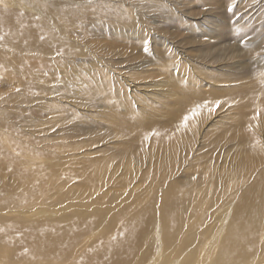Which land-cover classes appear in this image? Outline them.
Instances as JSON below:
<instances>
[{
    "label": "rangeland",
    "instance_id": "obj_1",
    "mask_svg": "<svg viewBox=\"0 0 264 264\" xmlns=\"http://www.w3.org/2000/svg\"><path fill=\"white\" fill-rule=\"evenodd\" d=\"M35 1L37 8L43 7L47 9L49 7L47 0H44L41 5H39V0ZM140 1L139 5H143L145 2L153 0ZM158 1L163 7L160 5V7L152 9V12L146 14L143 11L137 13L138 10L134 6L138 5L136 0H61V5H59L62 7L61 13L67 12L70 15L67 22L61 21V18L57 21L49 20L52 13L50 10H45L47 17L44 23L47 30L54 37L63 40L67 37L71 38V36L75 39L77 34L82 35L81 37H86L89 47L88 51H90L91 55H94L92 53L95 51L101 55L98 61H101L105 74L96 75L98 78L107 76L106 70H108V74L112 73L114 77L118 78L119 84L113 83V86L117 90L119 98L116 102L111 101L110 105H107L99 96H97V100H92L93 95L91 96L89 92V89H91L96 94L99 90V85L103 82L98 86L91 84L92 86L88 88L78 82L62 81L60 76L56 74V72H60V69L59 66L54 65L55 61L63 58L65 62L66 57L68 58L69 56L62 47L55 45L51 53L49 49L45 57L40 56L35 59L37 36L33 24L36 25V22L32 23L31 21L27 30L19 29V25L25 21L24 17L27 14V9L18 15L20 17L17 27L18 31H26L28 34L26 38L20 39V43L24 51L29 53V56L27 60L19 58V63H13L16 73L13 79L5 78L4 69L0 70V97H6L0 100V110L6 111L3 112L5 113L3 115L4 118L0 117V138L7 137L14 141L19 135L21 141L19 144H26L29 147L27 150L30 151V155L22 153L21 149L16 146H5V152H0V162L4 164L3 167H0V175L5 174L8 165L15 170V172L7 171L9 180L13 182H18L23 177V172H28L31 177H33V173L35 174V178H33L35 181L32 184L34 188L30 189V192L25 190L26 186H19L21 190L15 188L7 191L8 195H15L17 200L21 198L19 203L22 201L26 203L23 215L19 213L18 217H26L30 220H35V222H47V220L52 218L68 219L70 221L78 219V222L85 220V225L88 228L81 233L82 242L74 249H67L65 254L67 257L58 264H81L80 258L85 256L90 246L91 249H99V247L109 242L114 234L118 233L117 229L129 224L130 218L145 213L143 209L148 211L145 215L149 226L143 230L144 234L140 233L142 237L138 240L136 248L139 254L135 255L134 258L141 256V253L146 251V256H149L148 262L152 260L158 263L160 247L157 245L156 249H154L155 251H152L153 248H147V240L149 236L153 235L158 238L157 231L155 233H153L154 231L151 232V229L155 227V223H158L156 220V213L158 212L156 210L163 203L167 188L173 184L177 187L181 186L183 189L192 190L195 195L197 194L195 196L198 197L197 200L188 198L184 201H192L195 204L196 212H199L202 208L208 211V216L205 217L208 221L203 223L204 225L200 229L203 230L201 235L205 238L202 243V247L205 246V253L200 251L198 253V256H200L197 258L198 261L196 260L192 264H210L211 257L217 252V249L210 252L208 242H216L220 238V231L224 227L226 219H229L227 218L228 210L232 208L225 193H222L223 188L231 182L233 173L228 178L221 179L219 172L214 169L215 173L208 177L207 183L203 175L210 167L205 165V160L202 159L204 156L200 153L205 151L209 158L208 162L214 163L219 168L223 165V151L226 154H233L236 149L243 148V144L248 145L259 141L264 155V144H262L264 143V133L263 135L260 134L261 136H258L257 139H251L256 131L252 127V121L247 117L248 110H246L251 96L257 94L260 100H264V85H262L264 84V0ZM103 2H106L107 5ZM4 3L0 2V6L14 7L12 4L5 5ZM82 8L87 9L86 11H81ZM0 11L3 12L1 9ZM110 11H115L116 14L114 15L113 12L109 13ZM118 13L121 15L128 14L133 20V24H131V28L135 31L133 34L131 32L113 34L109 32L110 26L124 31V27L121 24L123 17L119 18ZM108 14L109 17H106ZM9 15L11 14L9 13ZM219 22L223 26L225 25L226 28L224 29ZM254 28L260 29V32L256 33L258 35L256 40H254V35H252ZM227 29L230 31H227ZM62 31H65V33L60 34ZM138 32L144 33L145 38L138 41L134 39L133 36ZM201 33H205V36L201 35ZM4 37H0V40ZM203 39H205V44H209L211 50L217 54L223 53L225 55L230 52L227 61L223 60V62L213 64V71L209 70V68L203 69L200 67L192 55L194 48L190 41L198 40L197 45L199 46V44H203ZM6 40L4 39V41ZM109 42L111 44H108ZM247 43L252 46L256 43V46L251 50L242 52ZM130 44L132 45L130 46ZM136 47L137 49H135ZM22 51L21 49L18 50L20 55ZM1 53L2 47L0 45V55ZM121 54H124L122 55L123 58ZM233 54L236 55L233 56ZM91 55L87 57L74 55L71 59L75 61L82 59L85 65H90L92 62ZM125 55L126 57H124ZM130 57H135L133 62L126 61ZM42 58L43 61L51 62V65H54L53 68H43ZM199 58L203 60L205 57L199 56ZM108 59L113 61H108ZM103 61L107 63V68H105ZM139 61L144 62L138 65ZM69 63L72 64L70 61ZM128 63L134 64L130 65V67ZM178 64H184L183 67L187 69L186 72L190 69H194L195 73H197L196 71H205L202 77L190 75L191 79L196 78L200 81L198 86L194 85V90L192 89L193 85H189L188 88L192 89L189 94L192 97L185 94L183 90L177 89L173 85L171 86V84H175V82L182 79L179 76H175L178 71H181L178 68ZM145 65L146 69H144ZM54 67L56 68L54 69ZM172 74L173 77H171ZM208 74L216 75L217 79H214L215 76L212 75L211 77ZM125 75L127 76L126 78H124ZM224 76L229 78L230 81L226 80ZM108 77L111 78V75H108ZM84 79H87V77ZM127 79H131L132 82ZM167 79H170L171 84L168 82L164 85L163 81H168ZM58 80L61 81L59 82ZM259 81L262 84H259ZM187 83L190 82L187 81ZM40 86L45 87L44 92L39 91ZM113 86L111 84L112 89ZM214 87L218 90L221 89L220 91L223 92L220 95L222 102H220L219 107H215V104H212L211 110L214 111V114L211 117H208L207 113H205L206 109H200L198 115L201 116V119L196 123H192V127L188 130L189 132L184 130L186 135L183 141L177 144L179 146L176 152L178 155L177 162H169L165 164V168H161L157 165L149 166L146 163L149 161L148 158L142 160L139 157L137 158L138 161L134 159L136 165L135 174L128 171L131 168L121 167L116 163L113 165V161L110 159L114 158L116 146L119 142H115L113 139L108 140V137H117L114 130H112V125L114 124H110L111 118L118 119V116L121 115L128 118L133 113H136L139 116L131 119L134 123H140L142 117H145L155 129L156 127L158 128L157 132L162 133L165 131L167 133L174 129L172 121L174 119L179 120L181 116L180 107H183L178 104L179 100H182L186 95V101H195L199 97L198 91L203 90L205 92L207 89L211 91ZM59 95H64L65 100L62 105L54 109L60 97ZM124 99L125 101L123 102ZM121 104L124 108H121ZM55 110L57 111L55 112ZM177 111L179 113H176ZM169 114H172L173 118ZM134 123H130V126L126 129L125 137L129 141L134 142V146L141 143L142 149L155 152L157 155L161 154L164 146L159 147L152 137L144 140H141L144 136L137 137L139 135L138 124ZM109 126H111V132L107 134L108 136H99L107 128L109 129ZM238 131H244V136L241 135L240 137L247 138L238 139L233 135L228 138V145L215 140L219 135L226 137L227 132L237 133ZM66 134L69 138L63 137ZM142 134L146 135V130ZM195 136L196 138H194ZM101 137L104 138L100 139ZM119 138L120 140L123 139L122 137ZM119 149L122 150L121 147ZM40 153L43 154L42 157ZM102 156L107 158L105 161L107 162V170L110 176L104 175L100 180H94L97 174L86 175L81 172L80 169L86 160L98 159ZM110 163L113 167H111ZM261 164L264 165V160ZM252 177L254 178L252 171L244 170L241 179L236 184L248 186V184L254 182ZM0 186H2L1 180ZM210 189L220 192L222 196L214 194ZM262 193H264V190ZM5 194L6 190L0 191V199L8 197L7 195L3 196ZM164 207H171V203H166ZM207 207L209 210H207ZM182 211L187 213L185 207L182 208ZM93 215L95 219L90 221V217ZM0 217L1 219L4 218L2 213ZM194 218H197V216H194ZM201 218L203 219L202 216ZM262 221L263 234L257 248L264 250V214L262 215ZM204 226L205 228L208 227V232L203 229ZM19 228L17 227V229ZM19 242L18 238V242H15V244L17 245ZM0 249H2L1 239ZM7 250L2 251L3 255L6 254ZM16 252L21 251L16 248ZM206 253L212 254L206 258L203 256ZM253 258L235 262L234 264H264V257L262 258V256L258 255ZM170 264H174V261Z\"/></svg>",
    "mask_w": 264,
    "mask_h": 264
},
{
    "label": "bare ground",
    "instance_id": "obj_2",
    "mask_svg": "<svg viewBox=\"0 0 264 264\" xmlns=\"http://www.w3.org/2000/svg\"><path fill=\"white\" fill-rule=\"evenodd\" d=\"M43 1L44 0H39L38 1L39 5H41V3ZM0 2H2V3L5 2L4 3L5 5H7V4L14 5L13 8L3 7L2 5L0 6V9L3 11V12L0 11V24L2 25V26L0 25V37L5 36L2 40H0V45L2 47V53L0 55V70L4 69L5 78H12L13 79L16 75L13 63H16V64L19 63L20 62L19 58H22V60H27L28 56H29V53L24 51V49L20 43V39L26 38L28 36V34L26 31H18V29H17L19 18H20L18 15H20L21 12L23 13L27 9V14L24 17L25 21H24V23H21L19 25V29L27 30L29 28V23L31 21H32V23L36 22V25L33 24V28L36 29V36H37V42L35 43V59L37 57H40V56L45 57L46 53H48L49 49H50V53H51L53 51L52 48L55 45L62 47L66 51V54L69 56H68V58L66 57L65 62H64L63 58H60V59H57L55 61V64H54L55 66L56 65L59 66L60 72H56V74L60 76L61 80L62 81L69 80L73 83L78 82L79 84H82L83 86H86L88 88H90L92 86L91 84L98 86L101 82H103L101 85H99V90L97 91L96 94L93 92L94 90L89 89L91 96L93 95L92 100H97V96H99L100 98H102L106 102L107 105H110L111 101L116 102V100L119 98V96L117 94V90L113 86V83L119 84L120 81L118 80V78L114 77L112 75V73L108 74V70H106L107 76H105L104 78H98L96 76V75H99L101 73H104L105 70H103V68H102L101 61H98V58H99V56L101 57V55H99L96 51L94 53H92L94 55H91L90 51H88L89 47H88V43L86 42V37L83 38V37H81L82 35L77 34V38H75V39L71 36V38L67 37L63 40H59L58 38L54 37L47 30L45 23H44V20L47 17L45 10H50V12L52 13V15L49 17V20H51V21H53V20L57 21L61 18V21L67 22V20L70 18L69 13H67V12L61 13L62 7L59 6V5H61V0H47L46 2L49 5V7L47 9L43 8V7L37 8L35 6V2H36L35 0H10V1L0 0ZM140 2H141L140 0H138V1L136 0V4H138V5H134V6H136V8L138 10V12L136 11L137 13H140L143 11L144 13L148 14L149 12H152L151 11L152 9L158 8L161 5L158 0L148 1V2H145L143 5H139ZM103 3L106 4V2H103ZM52 7H54V8H52ZM132 8H133V6H132ZM86 9L87 8H84V9L82 8L81 11L82 10L86 11ZM4 10H6V12H4ZM112 12L114 13V15L116 14L115 11H112ZM112 12L110 11L109 13H112ZM9 13L11 15H9ZM118 16H119V18L123 17L121 20V24L124 27V31H120L119 29H117L113 26H110L109 32L111 34L119 33V32H121V33L122 32L130 33L131 32V34H133L135 32L131 28V24H133V20L129 17V15L128 14L121 15L120 13H118ZM106 17H109V14ZM220 23L221 22H219V24ZM240 23H242V22H240ZM114 24H115V22H114ZM220 25H222V24H220ZM223 27H224V29L226 28L225 25ZM31 29H32V25H31ZM231 30L233 31V29H231ZM227 31H230V30L227 29ZM252 31H253L252 35H254V40H256L258 38V35L256 33L260 32V29L254 28ZM63 33H65V31H62L60 34H63ZM201 35L205 36V33H201ZM133 38L138 41V40L144 39L145 35H144V33L138 32L136 35L133 36ZM4 39H7V40L4 41ZM109 39L111 40L110 37H109ZM110 40H108V41H110ZM184 40H186V39H184ZM187 41H188V39H187ZM204 41H205V39L202 40L204 45L199 44V46L197 45L198 40H191L190 41L191 45L194 48L192 51V55L197 60L200 67H202L203 69L209 68V70L211 69V71H213V64L223 62V60L227 61L228 56L230 55V52H227L225 55H223V53L217 54L216 52H213L211 50V48L209 47V44L206 45ZM133 43H135V42H133ZM108 44H111V43L109 42ZM125 44H124V47H125ZM128 44H129V42H128ZM132 44H130V46ZM137 44H135V45H137ZM100 46H102V45H100ZM255 46H256V43H254L253 46L251 44L247 43L245 45L244 49L242 50V52H246L248 50H251ZM109 47H110V45H109ZM119 48H120V46H119ZM19 49L23 50L21 55L18 52ZM111 49H112V47H111ZM135 49H137V47ZM227 49H228V47H227ZM230 49H231V47H230ZM107 51H105V52H107ZM132 51H133V48H132ZM132 51H131V53H132ZM125 52H128V51H125ZM119 54H120V52H119ZM140 54H142V53H140ZM74 55L86 56V57L88 55H91L92 62H91V64L89 63L90 65H85V62L82 61V59L76 60V61L71 59V57ZM122 55H124V54H121V56ZM126 55L128 56V54H126ZM126 55L124 57H126ZM234 55H236V54H233V56ZM131 56H132V54H131ZM199 56H204L205 58L203 60H201L199 58ZM119 57H120V55H119ZM122 58H123V56H122ZM134 58L130 57L126 61L133 62ZM112 59H108V61L109 60L111 61ZM123 60H125V59H123ZM150 60H148V61H150ZM69 61L72 64H70ZM86 61H88V60H86ZM139 62L140 63L138 65H141L144 61H142V62L139 61ZM104 63H105L104 64L105 68H107V63L106 62H104ZM119 63H120V61H119ZM132 64H134V63H132ZM132 64H129L128 66H130V65L132 66ZM54 65H51V62H48L46 60L43 61V58H42L43 68H45V67L46 68L48 67V69H49V67L53 68ZM122 65H123V63H122ZM183 65L178 64V68L181 71H178V73L175 74V76H179L182 79L175 82V84H171L170 79H167L168 81H163V82H164V85L169 82V84H171V86L173 85L175 88L183 90L185 92V94L190 95L189 93L192 91V89L194 90V88H195L194 85L198 86L200 84V81L198 79H196V78L191 79L190 75H192V76L198 75V76L202 77V75L205 74V71H200V72L196 71L197 73H195L194 69H190L188 72H186L187 69H185V67H183ZM254 65H255V63H254ZM114 66L116 67V65H114ZM145 67H146V65L144 66V69L147 68V67L146 68ZM189 67H190V65H189ZM55 68L56 67H54V69ZM118 69H120V68H118ZM200 70H202V69H200ZM80 71H81V73H79ZM126 71L128 72V70H126ZM89 75L91 76L90 78H89ZM108 75H111V78L108 77ZM128 75H130V74H128ZM208 75H211V74H208ZM208 75H206V76H208ZM212 75H211V77H212ZM64 76H65V78H64ZM135 76H136V74H135ZM213 76H215L214 79H217L216 75H213ZM219 76H220V74H219ZM86 77H87V79H84ZM126 77L127 76L125 75L124 78H126ZM171 77H173V74L171 75ZM224 78L226 80L230 81V79L227 78L226 76H224ZM127 80H129V79H127ZM124 81H126V80H124ZM187 81H189L190 83H187ZM131 82H132V80H131ZM111 84L113 86V89L111 88ZM190 84L193 85L192 89L188 88ZM226 84H228V83H226ZM259 84H262V83L259 81ZM120 85H121V83H120ZM262 85H264V84H262ZM158 87H159V80H158ZM203 87H205V86H203ZM44 89H45V87L44 88L41 87L39 89V91L44 92ZM120 90H122V89H120ZM200 90H201V88H200ZM209 90L207 89V91H205V92H203V90L198 91L199 97L198 98L196 97L197 99H195V101H190V102L186 101V95L182 100L178 101V104L183 107V108H181L179 106L181 109V113H180L181 116L179 118L180 122H179V120L174 119L172 121L174 129H171V131L167 132V133L165 131L162 133L157 132L158 128L156 127V129H155V127H153L151 125V123L148 121V119H146L145 117H142L140 123L136 122L138 124L137 125L136 123H134L131 120L132 118L139 116L136 113H133L128 118H126L123 115L118 116V119L111 118L112 121L110 124H112V123L114 124V125H112V127H113L112 130H114L117 137H108V140L113 139L115 142H119V144L116 146V152L114 154V158L110 159L113 161V165H114V163H116L121 167L131 168L128 171L135 174V166L136 165L134 163V159H136L138 161L137 158H139V157H141L142 160L144 158H148L149 161L146 163L149 164V166L157 165L161 168H165V164H167L169 162H172V163L177 162L178 155L176 152L179 148V146H177V144H178V142L181 143V141H183V138L186 135L185 134L186 132H184V130H187V131L190 130V128L192 127V123L193 122L196 123L197 121H199L201 119V116L198 115L200 113L199 112L200 109H203V108L206 109L205 113H207L208 117H211L214 114V111L211 110L212 104H215L217 101L222 102V100L220 99V95H221V93H223L220 91L221 89L218 90V89H216V87H214L213 90H211V91H209ZM78 91H81V90H78ZM119 93H121V92H119ZM165 93H167V92L165 91ZM161 94H163V93H161ZM91 96H90V98H91ZM149 97H151V96H149ZM5 98L6 97H0V100H3ZM159 98H161V97H159ZM39 99H41V98H39ZM64 100H65V96L61 95L58 98V102L54 106V109L57 108L59 105H62ZM120 100H121V97H120ZM124 101H125V99L123 100V102ZM45 102H46V100H45ZM122 104H121V106H122ZM197 105H200L201 107L202 106L203 107L197 108ZM146 107H147V105H146ZM121 108H124V107L122 106ZM148 108H149V106H148ZM193 109H196L197 115H195V117L193 119H190L187 122V125L185 126L182 123L183 118H184V116L190 114ZM246 110H248L247 111V113H248L247 117L249 118L250 121H252V123H253L252 127L256 131L253 134V136L251 137V139H257L258 136H261L260 134L263 135V133H264V100H260L259 95H257V94L251 96V99L247 104ZM56 111L57 110H55V112ZM3 112H6V111L0 110V117L1 118H4L3 115L5 113H3ZM176 113H179V112L177 111ZM172 114H174V113H172ZM220 115H221V113H220ZM169 120H170V118H169ZM129 122L134 123L138 126L139 135L137 137L144 136V138L141 140H144L146 138L151 139V137H152L155 140V142L159 145V147L164 146L162 153L157 155L155 152H149L147 149H142L141 143L134 146L133 145L134 142L129 141L125 137L126 129L130 126ZM110 127L111 126H109V129L107 128V130L103 133L99 131L100 133H102V134L99 133L100 134L99 136H104V135L109 134L111 132ZM144 130H146V135L142 134L144 132ZM66 132H67V130H66ZM243 132L244 131H238L237 133L236 132H232V133L227 132L226 137H222L221 135H219L216 137L215 140L228 145V138L232 137L233 135L235 138H238V139L247 138V137H240L241 135H243ZM91 135L93 136V134H91ZM67 136L68 135L66 134L63 137L69 138ZM19 137L20 136L18 135L14 139V141L11 138H7V137L0 138V152L5 150V146H11L12 145V146H16L19 149H21L22 153H24V154L26 153V154L30 155V151L27 150V148H29V147L23 143L21 145L19 144V142H21ZM119 137H122L123 139L120 140ZM103 138L104 137H101L100 139H103ZM194 138H196V136ZM191 139H193V138H191ZM248 139H250V138H248ZM259 143H260L259 141H255V142H252L251 144H248V145L243 144L242 145L243 148L236 149L233 154H231V153L226 154V152L223 151V158H224L223 159V165L220 168L217 167L214 163L211 164L208 162L209 158L207 157V154L205 151H201V153H200L201 155L204 156V158H202V159L205 160V165L210 167V169L208 171H206L205 174L203 175V177L205 178V181L207 183H208V177H210V175L215 173L214 169H216L219 172L221 179H226V178H228V176H230L233 173V177L231 179V182L228 183V185H226L223 188V193H222V194L225 193V196L227 197L228 201L231 203L232 208L230 210H228L227 218H229V219H226V223H225L224 227L222 228V230L220 231V234H219L220 238H218V240L216 242L215 241L214 242H208V248H209L210 252L212 250L217 249V252L211 257V263L210 264H234L235 262H239V261L242 262V261H245L246 259H249V258L254 259L253 257H256L258 255L262 256V258L264 257V250L262 248L261 249L257 248V246L259 245V242L262 238V234H263V231H262V227H263L262 215L264 214V211H263L264 193H262V191L264 190V185H263L264 184L263 183V181H264V165L261 164V163H263L264 155L262 153V150H261ZM262 144H264V143H262ZM82 145H83V143H82ZM184 145H185V142H184ZM33 146L35 147L34 143H33ZM120 147L122 148V150L119 149ZM154 148H156V147H154ZM14 149H17V148H14ZM19 149H18V152H19ZM220 150H222V149H220ZM40 156L42 157L43 154L40 153ZM261 156H262V159H261ZM106 159L107 158H105V156H102L98 159L94 158V159L86 160L84 162V164L82 165L80 170L82 173H84L86 175L97 174V177L94 180H100L101 177H103L104 175L110 176L108 174L109 172L107 170L108 165H107V162L105 161ZM260 159H261V161H260ZM236 160H237V162H236ZM110 165H111V163H110ZM113 165H111V167H113ZM3 166H4V164L2 162H0V167H3ZM11 168L12 167H9V165H8V167L6 168L5 174L0 175V180L2 182V186H0V188H1L0 191L6 190V194L3 196H6V195L8 196V197L0 199V214L2 213L4 216L3 219H1V217H0V239H1V244H2V249H0V264H40V263L41 264H58L62 259L67 257V255H65L67 249H71V248L74 249L79 243L82 242V234L81 233L88 228L85 225V220L83 222H78V219L77 220L73 219L72 221H70L68 219L61 220L58 218H52V219L47 220V222L46 221L45 222H35V220H30L26 217H20V216L18 217L19 213L21 215H23V211L26 209V203L23 201L21 203H19V201H21V198H19L17 200L15 195H13V194L8 195L7 191H9L11 189H15V188L21 190L20 187L26 186L25 190H29V192H30V189L34 188V186L32 184L35 181V180H33V178H35V174L33 173L32 174L33 177H31L28 172H25V173L23 172V175H22L23 177L18 182H13V181L9 180V176L7 173V171L15 172V170H13ZM244 170H246V171L250 170L254 174V178L252 177L254 179V182L251 183V181H250L251 184H248V186L236 184V182L241 179L242 172ZM162 171H164V170H162ZM222 172H224V174H222ZM125 177H127V176L125 175ZM91 182H90V185H91ZM232 182H233V184H231ZM210 190L214 194H217L220 197L222 196V195H220V192H217L214 189H210ZM195 196H197V194L195 195L192 190L183 189L181 186L177 187L175 184H173L167 188L164 201L161 204V206L159 205L158 210H156L158 212V213H156V220L158 221V223H155V227L151 229V232L154 231L153 233H155V231L158 232V238H156L155 235H153V236H149V239L147 240V248H153L152 251H155L154 249H156L157 245H159V247H160L159 248L160 259H159L158 263L154 262L152 260L148 262L149 256H146V251H143L141 253V256H136V258H134L135 255L139 254L138 251L136 250V248H137L138 240H140V238L142 237V235H140V233H143V230L147 229L149 226L147 217L145 215L146 212H148V211L147 210L145 211L144 209H143V211L145 213H141V214L136 215L135 217L130 218L129 224H127L125 227L123 226L121 229L120 228L117 229L116 231H118V233H116V234L113 233L114 235L111 237V240L109 242L105 243L103 246L99 247V249H97V248L91 249V246H90L87 249L88 251L85 254V256L83 258H80V260H81L80 263L81 264H170V263H172V261H174V264H178V263L179 264H192L193 262H195L197 260L198 257H200V256H198V253L200 251H202V253H205V246L202 247V243L205 240V238L203 235H201L203 230H200V229H202V226L204 225L203 223L208 221V219L205 218L206 216H208V211H206L205 209L202 208L199 212H196L195 204L192 201L184 202L188 198H192L193 200H197L198 197H195ZM24 200L27 201L26 199H24ZM166 203H171V207H164V205ZM183 207H185V210L187 211L188 214L184 213L182 211ZM207 210H209L208 207H207ZM194 216H197V218H194ZM201 216L203 217V219L201 218ZM114 218L116 219V217H114ZM94 219H95L94 215L90 217V221H93ZM17 227H20V228L17 229ZM185 227H187V229H185ZM209 228L212 230L211 227H209ZM203 229L207 230V232H208V227L205 228V226H204ZM49 232H50V234H49ZM209 234H211V233H209ZM18 238H19L20 242L16 245L15 242H18ZM16 248H18L21 252H16ZM6 249H8V250H7L6 254L3 255L2 251L6 250ZM211 254L212 253H206L203 256L208 258ZM58 257H60V258H58ZM154 257H155V255H154Z\"/></svg>",
    "mask_w": 264,
    "mask_h": 264
},
{
    "label": "snow or ice",
    "instance_id": "obj_3",
    "mask_svg": "<svg viewBox=\"0 0 264 264\" xmlns=\"http://www.w3.org/2000/svg\"><path fill=\"white\" fill-rule=\"evenodd\" d=\"M229 10H231V9H229ZM17 91H18V90H17ZM219 104H220V102L217 101V102L215 103V107H219ZM199 107H201V106H200V105H197V108H199ZM195 115H197V111H196V109H193L192 112H191L190 114L184 116L182 123L186 126V125H187V122H188L190 119H193V118L195 117Z\"/></svg>",
    "mask_w": 264,
    "mask_h": 264
}]
</instances>
